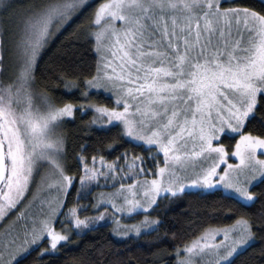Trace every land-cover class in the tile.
<instances>
[{"label": "snow or ice", "instance_id": "snow-or-ice-1", "mask_svg": "<svg viewBox=\"0 0 264 264\" xmlns=\"http://www.w3.org/2000/svg\"><path fill=\"white\" fill-rule=\"evenodd\" d=\"M75 21L95 63L38 91ZM77 113L94 146L69 143ZM189 193L230 222L179 242L151 213ZM109 225L79 264H264V0H0V264H59Z\"/></svg>", "mask_w": 264, "mask_h": 264}, {"label": "trees", "instance_id": "trees-1", "mask_svg": "<svg viewBox=\"0 0 264 264\" xmlns=\"http://www.w3.org/2000/svg\"><path fill=\"white\" fill-rule=\"evenodd\" d=\"M244 3H253L255 0H243ZM83 21L70 22L64 28L60 30L57 37L49 45L46 50L43 59L40 62V70L37 72L38 83L37 90H43L44 85L49 82L45 77L51 79L53 73L59 72L61 69H69L73 65L78 66L81 61L90 64L95 63V54L91 51L90 46L84 45L82 41L78 40L80 29L83 28ZM51 83L55 85L57 81L51 79ZM49 92L52 89H48ZM80 117L75 123L66 124L63 131L69 137V143L73 146L78 143L87 142L89 145H95L96 134L92 139H88L89 133L82 130L81 125L86 123L91 116H83L77 113ZM228 143V141H225ZM232 144L234 141L231 142ZM92 149L89 148V152ZM136 154L146 155L143 148L137 147L134 149ZM104 155L105 153H100ZM111 159V157H108ZM71 157L69 163H72ZM75 171V169H73ZM218 197L214 196H200L196 194H185L182 197L174 200H164L161 203L160 208L157 212H152L151 215L156 217L157 215L165 216L167 223L165 227H171L172 231H176L181 234L180 241L190 240L194 235L199 233L201 229V223L204 227L213 225L216 223H227L230 221L212 219L210 218L215 211V205L213 201L217 200ZM170 210L165 212V208ZM142 216H137L135 219H141ZM125 222H134L133 220H125ZM192 225L190 228L189 225ZM174 226V227H173ZM111 225L103 228H98L94 231L88 232L86 235L80 237H73L74 240L80 241L78 246L68 247L62 251L61 256L56 257L59 264H79V260L84 253L95 254L96 246L103 245L105 253H109L112 249L109 247L108 242L113 241L110 235ZM164 232V228L161 229V234ZM153 237L156 235L152 234ZM171 235V234H169ZM143 239H152V237H144ZM36 253H33L35 256ZM47 259V258H46Z\"/></svg>", "mask_w": 264, "mask_h": 264}, {"label": "rangeland", "instance_id": "rangeland-1", "mask_svg": "<svg viewBox=\"0 0 264 264\" xmlns=\"http://www.w3.org/2000/svg\"><path fill=\"white\" fill-rule=\"evenodd\" d=\"M233 145H234V143H233ZM158 159H162V155H161V157H159ZM231 162H233V163H235V162H237L235 159H233ZM125 182H127V183H130L131 181H125ZM108 190H110V189H108ZM94 191H99V189H94ZM84 203H87V201H83ZM39 206V201H37V206L36 207H38ZM36 210V208H33V209H31V211H35ZM84 215H92V213L91 212H85V213H82V216H84ZM125 223H133V222H125ZM57 226V228H59L60 227V225L59 224H57L56 225ZM65 226H67V227H71L70 225H65Z\"/></svg>", "mask_w": 264, "mask_h": 264}]
</instances>
